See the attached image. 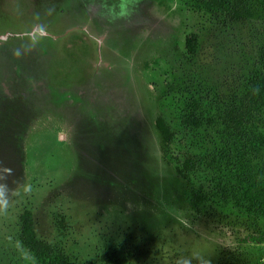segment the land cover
<instances>
[{
	"label": "rangeland",
	"instance_id": "obj_1",
	"mask_svg": "<svg viewBox=\"0 0 264 264\" xmlns=\"http://www.w3.org/2000/svg\"><path fill=\"white\" fill-rule=\"evenodd\" d=\"M253 6L226 31L190 0H0V264L24 208L49 240L61 211L85 264L108 248L126 264H264V243L186 202L156 126L161 115L179 124L194 98L201 113L223 112L249 79L264 81V0ZM258 114L250 132L264 137Z\"/></svg>",
	"mask_w": 264,
	"mask_h": 264
},
{
	"label": "trees",
	"instance_id": "obj_2",
	"mask_svg": "<svg viewBox=\"0 0 264 264\" xmlns=\"http://www.w3.org/2000/svg\"><path fill=\"white\" fill-rule=\"evenodd\" d=\"M192 11L214 27L234 30L253 14V0H190ZM200 35L190 31L186 47L195 55ZM243 95L235 94L223 112L204 114L201 99H192L180 115V123L164 115L156 126L161 134V150L183 182L186 202L206 215L238 227L241 241L264 243V162L254 161L264 150V137L251 135L250 125L264 107V81L257 75L248 80ZM206 126L215 130L216 139L208 146L198 136L207 138ZM55 215L57 239L38 235L33 212L24 208L19 215L17 243L6 264H85L67 245L70 224L58 211ZM131 254V251H128ZM102 264H126L128 258L117 251L106 250L98 256ZM90 264H97L95 261Z\"/></svg>",
	"mask_w": 264,
	"mask_h": 264
},
{
	"label": "clouds",
	"instance_id": "obj_3",
	"mask_svg": "<svg viewBox=\"0 0 264 264\" xmlns=\"http://www.w3.org/2000/svg\"><path fill=\"white\" fill-rule=\"evenodd\" d=\"M0 213H7L8 211V188L6 184H0ZM23 190L25 193L31 192V186L25 184L23 186ZM207 264H211V261H208Z\"/></svg>",
	"mask_w": 264,
	"mask_h": 264
}]
</instances>
